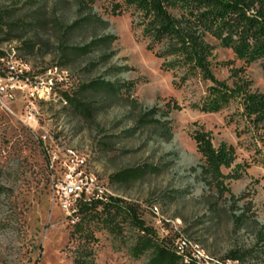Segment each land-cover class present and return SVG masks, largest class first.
<instances>
[{
  "label": "rangeland",
  "instance_id": "1",
  "mask_svg": "<svg viewBox=\"0 0 264 264\" xmlns=\"http://www.w3.org/2000/svg\"><path fill=\"white\" fill-rule=\"evenodd\" d=\"M118 3L0 0L7 17L0 31V77L13 66L29 80L13 100L0 97V264H147L146 256L131 255L135 231L121 212L112 215L111 232L93 217L89 255L79 256L75 204L55 187L76 169L102 200L135 206L160 239L165 230L172 237V222L213 264H238L225 261L234 252L258 256L254 232L256 225L264 228V163L245 149L248 135L236 137L235 125L227 123L235 108L216 114L193 109L209 84L190 79L174 86L178 78L145 50L130 12L112 15ZM93 17L105 25L73 27ZM104 38L113 41L98 44ZM209 43L216 79L228 80L235 69L250 91L264 94L258 63L245 66L230 50ZM54 70L67 82L56 81L53 99L29 102L30 86ZM200 128L211 133L215 147L223 142L234 148V164L248 166L240 180L229 182L234 202L217 196L199 175L190 134ZM233 214L244 215L245 223L235 225ZM243 264H264V255Z\"/></svg>",
  "mask_w": 264,
  "mask_h": 264
},
{
  "label": "trees",
  "instance_id": "2",
  "mask_svg": "<svg viewBox=\"0 0 264 264\" xmlns=\"http://www.w3.org/2000/svg\"><path fill=\"white\" fill-rule=\"evenodd\" d=\"M112 10L113 16L130 12L133 28L139 31L145 50L161 60L163 72H171L174 80L178 78L174 86L190 79L209 84L193 109L202 114H216L231 106L235 108L227 123L235 125L236 137L248 135L245 149L253 152L254 157L261 156L259 161L264 163V94L250 91L247 82L235 69H231L228 80L216 79L212 69L215 48L209 43L213 40L220 48L230 50L234 59L245 66L258 63L264 76V0H119ZM6 20V15L0 11V31L7 27ZM98 22L105 25L93 17L76 22L73 27L94 26ZM111 41L113 38H104L98 44ZM3 57L0 51V59ZM103 88L113 92L109 85L105 84ZM64 99L72 102L65 94ZM73 105L75 109L87 112L81 103L74 102ZM240 124L244 129L237 131ZM190 139L199 155V175L204 184L220 198L227 195L234 202L236 199L230 193L229 182L240 180L248 166L234 164V148L223 142L215 147L211 133L202 128L192 132ZM223 170L230 172L225 175ZM97 209L100 210L97 212ZM119 212L125 214L135 231L130 249L134 258L146 256L147 264H184L173 249L172 237L158 238L140 220L135 206L112 197L104 202L77 206V222L72 233L83 240L79 256L89 255L86 248L91 239L88 224L93 217H101L102 224L111 232V217ZM232 219L237 226L245 223L244 215L233 214ZM256 227L254 239L258 249L255 251L259 255L251 256L249 251L234 252L225 261L243 264L247 259H261L264 255V228Z\"/></svg>",
  "mask_w": 264,
  "mask_h": 264
},
{
  "label": "built area",
  "instance_id": "3",
  "mask_svg": "<svg viewBox=\"0 0 264 264\" xmlns=\"http://www.w3.org/2000/svg\"><path fill=\"white\" fill-rule=\"evenodd\" d=\"M56 81L58 83H66L67 77L62 72V79H55V73L50 72L49 77H46L40 82H35L30 86L28 100H45L46 97H54V89L56 87ZM29 86V80L27 78H19L16 74L13 66L9 68V73L4 78L0 77V97H5L8 100H13L14 92L23 91L24 88ZM77 169L74 171H68L64 174L63 180L56 184L55 187L59 188L62 195L66 199H72L75 204L72 209V218H76L77 206L80 203H91L94 201L103 202L101 196L94 189H90L87 178H82L81 175L77 177ZM149 210H153L151 207ZM171 225V233L173 238V249L175 253L182 254V262L184 264H213V261L204 260V253H202L197 247L189 244V238L183 235L180 229H177V225ZM168 237V231L165 230L164 238ZM224 263V262H223ZM221 263V264H223Z\"/></svg>",
  "mask_w": 264,
  "mask_h": 264
},
{
  "label": "bare ground",
  "instance_id": "4",
  "mask_svg": "<svg viewBox=\"0 0 264 264\" xmlns=\"http://www.w3.org/2000/svg\"><path fill=\"white\" fill-rule=\"evenodd\" d=\"M55 73V79H62L61 77H59V74L56 72V70H54ZM53 99V97H46L45 100H51ZM66 160V159H65ZM102 188V187H101ZM103 197V196H102ZM196 245V244H195ZM202 252V251H201ZM203 253V252H202ZM178 256H180L182 258V254H178L176 253ZM204 260L209 261V258L207 256H205L204 254Z\"/></svg>",
  "mask_w": 264,
  "mask_h": 264
}]
</instances>
